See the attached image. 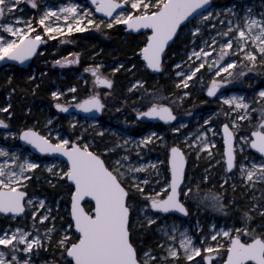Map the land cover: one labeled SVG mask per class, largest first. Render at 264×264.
<instances>
[{
  "label": "snow or ice",
  "instance_id": "1",
  "mask_svg": "<svg viewBox=\"0 0 264 264\" xmlns=\"http://www.w3.org/2000/svg\"><path fill=\"white\" fill-rule=\"evenodd\" d=\"M23 2L31 4L39 9L37 0H0V61L5 59L25 61L38 54L37 49L47 33L50 37L54 34L66 35L76 31H84L88 26L100 28L105 24V20L97 21L94 10L85 7L78 0H66L59 7L46 6L39 17L30 16L25 18L18 13L21 11L20 5ZM95 6V11L105 14L108 20L106 27L122 24L128 29H147L148 35L139 48V53L143 56L146 65L152 70H161L165 57V49L169 42L178 34V29L182 24L192 23L199 17L200 21H208L214 18L224 26L226 30L216 32L217 37L227 38L226 42L219 44V54L213 60L210 67L220 65V61L225 56L239 54L243 60L232 58L219 66L215 75L220 76L221 72H226L230 77L232 73L228 69H233L238 63L244 66V60L249 65L255 66L258 63L264 64V14L254 16L249 9L242 18L220 19L221 13L210 11V0H91ZM231 15H235L231 8L226 9ZM7 20L8 22H4ZM243 20V23H241ZM209 27L215 25L209 22ZM202 24H195L191 29L193 38L196 34L202 33ZM39 29V31H37ZM235 41V47L233 42ZM207 45V41L204 42ZM211 43L216 44L217 40L211 38ZM216 49L209 48L205 51L203 47L199 50L193 49L189 54V63L181 61L174 65L180 69L184 64L183 71H177L179 79L176 87H188V82L205 67L209 53ZM74 59L61 58L55 61L56 64H73L79 62V53L70 54ZM199 62L192 65L193 59ZM122 67V65H121ZM135 67V65H132ZM103 65H89L85 71L92 73L94 85H107L109 88L114 81L109 75L103 72ZM113 72L119 69L112 70ZM34 79V77H31ZM229 79L213 78L207 87V92L215 96L222 85L229 84ZM140 88L144 93L149 94L148 105L144 110L137 109L138 117L160 118L163 121H177V114L169 103L160 102L165 98L158 95L154 90L146 88V82L136 79L131 84V89ZM131 89H129L131 91ZM73 85L66 91L76 92ZM51 95L59 100L65 95L64 91L56 90ZM189 95L187 91L184 96ZM180 101L183 96L178 97ZM224 104L230 106V112H224L227 118L231 113H236V119L227 120L222 124L223 138L226 145L224 159L227 170L238 169L239 175L245 178V183L255 186V182H264V89L258 93L257 101L247 100L243 95L222 96ZM70 103L57 102L55 107L64 112L75 107L86 113L93 111L102 112L105 108L104 99L101 92L93 87L90 94L77 101V96L70 97ZM155 101V102H154ZM259 103L261 120L251 136H237L240 125L238 121L250 120L251 105ZM9 103L0 111L11 117ZM243 113L241 115L240 113ZM211 117L204 121L212 129L213 138L209 141V131L203 127L198 134L188 133L181 143H173L168 147V165H170V181L165 179L161 185L160 181L150 178L161 175L158 164L160 161L139 162V150L141 146H148L151 142H160L167 146L163 135L152 132L143 136L133 144L138 153L137 160L133 161L127 152L120 154L115 159L107 160L106 155L115 151L114 148L104 147L95 149L92 141H85V130L82 128L79 135L70 138L72 133H63L59 128H49L48 131H41L36 126H24L18 131L7 132L6 135L13 139H20L45 154H63L67 157L66 170L58 169V175L66 177L74 183V192L71 196L70 217L72 224L62 228V235L56 241L63 251L61 257L67 256L66 264H167L172 258L173 264L183 255L187 261L196 264L194 257L205 255L203 260L207 264H213V258L220 256L221 249H227V259L223 264H264V223L252 226L251 212L244 213V223L240 227L223 226L219 230L216 225H212L211 236H201L198 242L195 236L189 234L188 228L181 230L180 226L173 221L171 224L165 222L159 226V231L167 238L160 241L159 247L165 249V253L157 254L151 247L145 249L134 242L135 224L139 223L137 209L134 204L136 193L143 197V210H157L159 215L147 218L151 225L159 220L162 215L188 214L189 208L186 204L188 199H200L213 208L224 210V197L218 192H203L199 184L192 186L186 177L187 153L192 148L197 149V155L204 150H211L215 143V125L210 124ZM93 124L98 121L92 118ZM79 121L73 119L70 127L75 129ZM49 126L52 120L47 121ZM231 125V126H230ZM0 126L8 128L9 120L0 116ZM180 127L172 129L180 133ZM235 129V130H234ZM101 128L99 135H103ZM129 140L132 138L129 137ZM239 141V143H237ZM127 145V141H121ZM258 150L261 157L259 160L251 156H241L238 160V152H244V145ZM211 153L209 152V155ZM0 213L16 214L25 213L26 207H32L36 197L28 198V181L31 177V170L37 169L39 163L29 155H23L18 148L10 151L9 147L0 145ZM219 163V162H218ZM53 165H48V171H53ZM152 169V173L142 179L140 173H147ZM207 179V176H205ZM227 181H225L226 183ZM148 186L150 190H145ZM235 187V185H234ZM158 188V191L156 190ZM85 197H94L95 207L86 210L82 201ZM40 208H45V201H39V208L32 211V230L24 227L12 228L8 226L0 231V264H33L32 257L39 254L41 248L47 247L52 240V234L56 231L55 217H52L51 227L44 229V237L39 234L36 228L35 218ZM51 213L50 208H45V214L39 216V220L46 221ZM264 216V210L260 213ZM76 235L73 232L76 231ZM177 235L180 239L177 246ZM221 238V239H218ZM244 237V238H242ZM227 239V243L224 242ZM211 240V243L207 241ZM204 245L203 247L201 245ZM24 254V255H22ZM52 264H59L53 259Z\"/></svg>",
  "mask_w": 264,
  "mask_h": 264
},
{
  "label": "rangeland",
  "instance_id": "2",
  "mask_svg": "<svg viewBox=\"0 0 264 264\" xmlns=\"http://www.w3.org/2000/svg\"><path fill=\"white\" fill-rule=\"evenodd\" d=\"M213 6L209 9L210 11L220 12V19H236L242 18L246 12L250 9L251 14L258 16L264 14V0H212ZM66 0H37V3L40 5V8H34L31 4L23 2L20 5L21 11L19 15H23L25 18L30 16L39 17L41 12L46 6H56L59 7ZM79 3L83 4L85 7L92 8L94 10L97 21L104 19L105 24L101 25L100 28H94L88 26L84 31H76L66 35L54 34L50 37L47 33L44 34V39L47 42L51 41L49 47H56L50 53L46 52V49L41 50L40 54L35 58L39 57V62L41 57L48 55L45 61H42L44 66H50L51 68H57L58 72L61 74L60 78H63L62 70L66 68H77L81 65L82 59L86 58L88 63H85L84 68H87L89 65L102 64L103 72L114 79L113 88L109 89L106 87H101L94 85V77L92 73L86 72L82 69H69L72 76L75 79L81 81L82 88H85V96L90 94L95 86V89L101 92L104 99L105 108L98 118H95L98 123L93 124L92 118L73 115H64L61 111L55 109L51 105H40L39 110L44 112L45 118L43 121H33L31 126H36L41 131H48L49 128H59L63 133H72L73 135L70 138H75L76 135L80 134L81 129L85 130L84 139L85 141H92L95 149H102L104 147L114 148L115 151L109 155L105 156L106 161L110 159L117 158L118 155L127 152L133 159L137 160V151L133 144V141L136 143L139 142V139L143 136L149 135L152 132H155L158 136L163 135L164 140L167 142V146L160 142H151L148 146H141L139 150L140 159L139 162L147 163L148 161H160L158 164L159 171L161 175L152 176L160 181L161 185L164 180L167 179L170 181V165H168V147L173 143H181L183 147V138L188 133L198 134L201 127L204 130L209 131V141L211 142L213 138L212 129L207 124L204 126V121L211 117L210 124L215 125V143L211 150H204L197 155V149L194 147L190 151L186 150L188 166L186 169V177L190 185L195 186L199 184V187L203 192H218L221 193L224 197V210L218 208H213L201 201L200 199H188L186 204L189 208V214L185 217L178 215H162L159 220H156L155 223L149 225L147 218L159 215L155 210H143V200L144 197L140 193H136L134 197V204L137 209H141L137 213V218L139 223L135 224V241L138 246L145 249L151 247L155 250L157 254L165 253V249L159 247L160 241L164 240L167 243V238L159 231V226L167 222L171 224L175 221L183 230V228H188L189 234L195 236L197 241H200L201 236H211L212 234V225H216V229L219 230L223 226H235L240 227L244 223V213L251 212L252 221L251 224L253 227L256 225L264 223V216H262L261 210H264V182L257 180L255 186H251L245 183V178L239 175L238 169H233L228 171L226 168V160L223 158L225 155V145L223 138V128L222 124L227 120L234 119L232 116L225 117L224 112H228L227 105L224 104L221 99L222 96L229 95L227 87L229 85H235L241 90H238L240 95H243L245 99L257 101L258 93L261 89H264V64L258 63L255 66L249 65L247 60H244V66H241L239 63L233 68L228 69V72L232 73L229 77L226 72H221L220 76L215 75L216 71L219 70V66L230 62L232 58L243 60V57L239 54L234 56L231 54L225 56L223 60L220 61V65L215 67H210L213 64V60L219 54V44L221 42H226L227 38L217 37L216 32L226 30V24L222 26L218 20L214 18H209L208 21H200L199 17L196 18L192 23L187 24L183 27L176 43L173 45V48L169 49L165 54L166 66L160 74L153 75L149 72L146 63L142 60V56L137 53L133 56L131 60H124L120 57L114 56L112 58H107L112 51L117 50L116 47H113L115 36H125L129 34L125 31V27L122 24H117L111 28L106 27L108 20L105 17L99 16L95 7L91 4L89 0H78ZM231 8L235 15H231L226 9ZM4 22H8L5 20ZM209 22L215 25V28L209 27ZM202 24V33L196 34L193 38L191 29L195 24ZM243 23V20H241ZM39 31V29H37ZM0 32H3V29L0 28ZM76 35H79L83 39L84 44H88L89 47L84 50L88 52L86 57L83 55V51H76L75 46ZM148 35V31L143 32L139 35V42L145 40ZM211 38L217 40L216 44L211 43ZM207 41V45H205ZM143 46V42L140 47ZM235 47V41L233 42ZM201 47L205 51H209V48L216 49L215 52L209 53V58L205 67L200 69L197 73V76L193 77L191 81L188 82L187 89L178 88L176 84L179 79L183 77H178L176 75L177 71H183L185 65L181 64L180 69H176L174 65L184 61L189 63V54L195 48L199 50ZM70 48V52L65 55L60 54V49ZM90 50L93 52L89 53ZM105 52L106 56H101V53ZM79 53V58L81 61L79 63H73L70 65L56 64L55 61L61 58L74 59L73 55ZM35 62V61H34ZM32 63L28 67L27 71H30L31 74H34L36 66ZM199 61L193 59L190 63L192 65L197 64ZM122 65V67H121ZM135 65V67H132ZM68 66V67H66ZM13 65H7L0 68V78L7 77V75H12ZM65 68V69H64ZM119 69V71L113 72L112 70ZM123 69V74L128 73V78L120 82V85L116 83V74H119ZM3 73H8L3 75ZM146 74H150L151 77L149 81L146 79ZM215 79H229L230 83L222 85L218 89L215 96L208 95L207 87L209 86L211 80ZM136 79H142L146 82V88L154 90L158 95H162L165 99L160 102L169 103L173 107L174 112L177 114V121H173L168 124L153 123L152 121L146 119H140L136 112L137 109L144 110L148 105L149 94L144 93L142 96L143 90L140 88L131 89V84L135 82ZM124 82V83H123ZM150 82V86H147V83ZM53 91L60 90L64 91L65 95L59 98L60 102L70 100L72 95L77 96V101L80 100L76 90L75 93H69L66 90L71 88L73 85H66L64 87L58 86L56 80H52ZM115 88L118 89L119 94L122 97L117 98L115 94ZM77 89V87H76ZM131 89V91L129 90ZM187 91L189 95L184 96V92ZM69 94V95H68ZM52 96V95H51ZM183 96V100L180 101L178 97ZM9 96L8 99L9 100ZM52 98L57 101L56 98ZM69 98V99H68ZM71 101V100H70ZM155 102V101H154ZM10 103V101H9ZM8 103V104H9ZM5 107V106H4ZM260 107L259 103L251 105L252 109H257L251 112L250 120H241L238 121L240 125L239 130L237 131V136H251V133L254 132L261 120V112L258 110ZM3 107H0L2 109ZM243 115V113H240ZM0 116H3L6 119L10 117L7 116L4 112L0 111ZM51 119L52 125L49 126L47 121ZM75 119L79 121L75 129L70 127V122ZM9 127L0 126V145L9 147L10 151H15L20 149L23 155H29L30 158L39 163L37 169L31 170L32 179L34 176H39L41 172L46 171L49 175L47 182H52L55 179H67L62 177L57 173L58 169L66 170L67 164L59 159L41 157L34 154L30 149L24 147L20 144L19 139H13L6 135L10 131H18L20 128L14 129L9 122ZM181 127L180 133L172 131L176 127ZM231 126V125H230ZM104 130V134L99 135L100 129ZM235 130V129H234ZM132 139L129 140L128 138ZM121 141H127V145L121 143ZM239 143V141H237ZM244 152L241 154L238 152V160L241 156H251L256 160L260 159V156L253 151L248 144L244 145ZM209 152L211 153L209 155ZM2 159V157H0ZM219 162V163H218ZM48 165H53V171H48ZM36 171H39L36 173ZM152 173V169H149L147 173H140L141 178ZM207 176V179H205ZM36 177V178H37ZM225 181H227L225 183ZM68 182V181H67ZM235 185V187H234ZM145 190H150L148 186H145ZM158 191V188L156 189ZM28 192V198L36 197L33 200L32 207H26L25 213L21 216H6L3 213H0V231L8 228L9 225L12 228L15 227H24L27 230H32V225L34 223L32 217V211L36 208H39V201L43 199L45 201V208H50L51 213L49 219L46 221H40L39 216L45 214V208H40L37 212L35 218L36 228L39 229V234L44 237V229L46 227H51L52 217H55L56 231L52 234L51 243L59 239L63 234L62 228L66 227L69 223L67 218H70V205L67 206L62 202L63 197L58 196L54 199L55 193H48L44 191H39L35 193H29V183L28 187L25 189ZM237 191V193H236ZM73 193V192H72ZM233 196H236L235 199ZM71 220V218H70ZM262 231L264 229H257ZM73 235H76V231L73 232ZM244 238V237H242ZM180 237L177 235V246ZM218 239H221L218 237ZM209 240L207 243H211ZM224 242L227 243V239L224 238ZM50 244L39 250L38 255L32 257L33 264H52V260L55 259L59 261V264H66L68 258L67 256L61 257L60 253L63 251L56 246L57 250H51ZM204 246L203 244L201 245ZM227 249H221L220 256L213 258V264H223V261L227 258ZM166 254V253H165ZM23 255V254H22ZM205 253L201 252L200 256L194 257L196 264H206L205 260L202 259ZM167 264H173L172 258H169ZM176 264H192V262L187 261L182 255L177 261ZM248 264H253L248 262Z\"/></svg>",
  "mask_w": 264,
  "mask_h": 264
},
{
  "label": "trees",
  "instance_id": "3",
  "mask_svg": "<svg viewBox=\"0 0 264 264\" xmlns=\"http://www.w3.org/2000/svg\"><path fill=\"white\" fill-rule=\"evenodd\" d=\"M224 1V0H223ZM145 40H142L144 42ZM76 51H83L89 47L88 44L83 43V39L76 35ZM141 43L139 42V37L133 34H125V36H115V41L113 47H116L117 50L112 51L109 55L106 56L105 52L101 53V56H106L107 58H112L117 56L124 60H131L133 56L137 53L140 48ZM56 47H43V50L46 49V52L50 53ZM173 48V47H172ZM70 48L60 49V54L65 55L70 52ZM93 52L90 50L89 53ZM88 52H84L86 57ZM48 55H44L39 62V57L34 60L36 69L32 75L30 71L25 69H20L18 67H13L12 75H7V77L0 78V107L6 106L9 101L12 105V108L9 111L12 113L11 117L8 119L10 124L14 129L24 126H31L33 121H43V114L40 112V105H51L55 103V100L52 98L51 93L53 89L52 80L57 81V85L64 87L66 85H75L77 87V94L79 97L85 96V88H82L81 81L75 79L70 70H64L63 74L67 76V79L60 78L61 74L58 72L57 68H51L50 66H44L42 61L47 59ZM85 63H88L86 58L82 59L81 65L77 69L84 68ZM166 63L164 64V67ZM119 74H116V83L120 85V82L128 78V73L123 74V69L120 70ZM34 77V79H31ZM146 79L149 81L151 75L146 74ZM124 83V82H123ZM147 86H150V82L147 83ZM115 96L117 98L122 97L119 94L118 89L115 88ZM8 96L10 97L9 100ZM6 114V113H5ZM39 171H36V173ZM49 175L46 171L41 172L37 177L34 176L28 181L29 183V193H35L39 191H44L50 193H55L54 199L58 196H62V202L67 206L71 203V194L73 192V187L68 184L67 179H55L52 182H47ZM37 177V178H36ZM237 193V191H236ZM234 199L236 196H233ZM87 210H92L93 205L89 202L85 203ZM67 221L71 223L70 218H67ZM56 243L53 241L50 243L51 250H57Z\"/></svg>",
  "mask_w": 264,
  "mask_h": 264
},
{
  "label": "water",
  "instance_id": "4",
  "mask_svg": "<svg viewBox=\"0 0 264 264\" xmlns=\"http://www.w3.org/2000/svg\"><path fill=\"white\" fill-rule=\"evenodd\" d=\"M89 1L91 2V0H89ZM210 3H211V7H212V6H213V1L210 0ZM91 4H92V3H91ZM92 5H93V4H92ZM93 6H94V5H93ZM94 7H95V6H94ZM211 7H210V8H211ZM210 8H209V9H210ZM96 13H97L99 16L105 17V14H103V13H99V12H96ZM187 24H189V23L182 24L181 28L178 29V34H177V36L174 37L173 40L169 42V45H168V46L166 47V49H165V53H166V51L169 49V47L172 46V45L174 44V42H175V41L177 40V38L179 37V34L181 33L183 27L186 26ZM122 26L125 27V31H126L127 33H129V34H133V35H139V34H141V33H143V32L148 31L147 29L133 30V29H128L125 25H122ZM46 43H47V41L43 39L42 42H41V44H40V46H39L38 49H37V53H38V54H36V55H34V56L28 58L27 60H25V61H23V62H21V61H16V60H8V59H5V60H3V61H0V68L3 67V66H7V65H10V64H11V65L16 66V67H18V68H20V69H27L28 67H30V64L32 63V61H33V60H34V59L40 54L41 50H42L43 47L46 45ZM141 56H142V55H141ZM142 60L144 61L143 56H142ZM164 60H165V57H164ZM144 62H145V61H144ZM145 63H146V62H145ZM163 63H164V61H163ZM146 66H147V65H146ZM147 68H148L149 72H150L151 74H153V75H157V74H159V73L161 72V70H162V69H161V70H152V69H150L148 66H147ZM99 86L109 87V86H107V85H99ZM208 95H210V94L208 93ZM58 110H61V109H58ZM61 111H62L64 114H76V115H81V116L88 117V118H98L99 115L102 113V112H100V111H93V112H91V113H86V112H83L82 110L77 109V108H75V107L70 108L68 112H64L63 110H61ZM139 118L142 119V120H146V119H148V120H150V121H152V122L170 123V122H168V121H163V120L160 119V118H146V117H139ZM1 127H4V126H1ZM19 141H20V144H21V145H23L24 147H27V148L30 149L34 154H36V155H38V156H41V157H47V158H55V159H59V160L65 162L66 164L68 163V161H67V157H66V156H63V154H59V153H57V154H45V153H39L38 150L32 148L31 145H28L26 142H24V141H22V140H20V139H19ZM224 145H225V142H224ZM225 148H226V145H225ZM252 149H253V148H252ZM253 151H254L255 153H257V154L261 157V154H259L258 150L253 149ZM225 154H226V153H225ZM187 166H188V161H187V164H186V169H187ZM228 171H232V170H228ZM67 181H68V184H70V185L73 187V192H74V183H73L72 181L68 180V179H67ZM71 196H72V194H71ZM70 199H71V197H70ZM87 202L91 203V204L93 205V208L95 207V200H94V197H85L84 200L82 201V203L84 204V207H85V203H87ZM85 209H86V207H85ZM25 210H26V209H25ZM86 210H87V209H86ZM155 211H157V210H155ZM70 212H71V203H70ZM3 214H4V213H3ZM23 214H24V213H22V214H16L15 216H21V215H23ZM188 214H189V212H188ZM188 214L185 215V214L177 213L176 215L181 216V217H185V216H187ZM4 215H6V216H13V214H11V213H9V214H4ZM70 218H71V217H70ZM71 221H72V223H73L72 218H71ZM77 231H78V230H76V232H77ZM226 259H227V258H226ZM205 262H206V264H207V261H206V260H205ZM249 262H251V261H249ZM251 263L254 264V262H251ZM72 264H74V261L72 262Z\"/></svg>",
  "mask_w": 264,
  "mask_h": 264
},
{
  "label": "flooded vegetation",
  "instance_id": "5",
  "mask_svg": "<svg viewBox=\"0 0 264 264\" xmlns=\"http://www.w3.org/2000/svg\"><path fill=\"white\" fill-rule=\"evenodd\" d=\"M177 39H178V38H177ZM45 40H46V39H45ZM176 41H177V40H176ZM176 41L174 42V44L176 43ZM50 42H51V41L47 42V44L45 45V47L48 46V45H50V44H51ZM174 44H173V45H174ZM173 45L170 46L169 49H171V48L173 47ZM169 49H168V50H169ZM42 50H43V49H42ZM168 50L166 51V53L168 52ZM166 53H165V54H166ZM34 60H35V59H34ZM34 60L32 61V63L34 62ZM80 61H81V59L79 58V62H80ZM79 62H78V63H79ZM164 62H165V61H164ZM32 63H31V65H32ZM59 65L62 66V64H59ZM65 65H70V64H65ZM66 67H68V66H66ZM64 69H65V68H64ZM68 69H73V70H74V69H77V68H68ZM68 69L66 68L65 70H68ZM85 69H86V68H82V70H85ZM163 69H164V63H163V68H162L161 72L163 71ZM63 71H64V70H62V73H63ZM161 72H160V73H161ZM160 73H159V74H160ZM65 75H66V74H65ZM65 75L63 74V76H62L63 79H67V76H65ZM111 79H112V78H111ZM112 80L114 81V79H112ZM114 82H115V81H114ZM113 84H114V83H113ZM98 86H99V85H98ZM101 87H104V86H101ZM106 88H109V87H106ZM111 88H113V85L111 86ZM111 88H109V89H111ZM68 95H69V94H68ZM84 97H85V96H84ZM84 97H79V98L82 99V98H84ZM68 99H69V98H68ZM57 102H60V100L55 101V103L53 104V107H55V104H56ZM70 102H71V101L69 100L68 103H70ZM60 103H67V102H66V101H63V102H60ZM55 109L58 110L56 107H55ZM58 111H61V110H58ZM61 112H62V111H61ZM62 113H63V112H62ZM63 114H64V113H63ZM64 115H73V114H64ZM75 115H76V114H75ZM77 116H81V115H77ZM83 117H84V116H83ZM172 122H173V121H172ZM153 123H159V122H153ZM161 123H163V122H161ZM170 123H171V122H170ZM163 124H168V123H163Z\"/></svg>",
  "mask_w": 264,
  "mask_h": 264
},
{
  "label": "bare ground",
  "instance_id": "6",
  "mask_svg": "<svg viewBox=\"0 0 264 264\" xmlns=\"http://www.w3.org/2000/svg\"><path fill=\"white\" fill-rule=\"evenodd\" d=\"M238 90H241L239 87L235 86V85H229L227 87V91H229V95H233V94H236V95H240L238 93ZM228 106V105H227ZM227 110L228 112H230V106L227 107ZM41 112V111H40ZM43 114V118H45V114L44 112H41ZM236 113H231L230 116H232L234 119H236ZM207 124H204V126H206ZM24 255V254H23Z\"/></svg>",
  "mask_w": 264,
  "mask_h": 264
}]
</instances>
